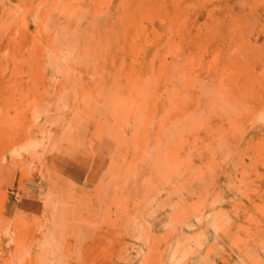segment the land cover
Segmentation results:
<instances>
[{
  "label": "rangeland",
  "instance_id": "374dc122",
  "mask_svg": "<svg viewBox=\"0 0 264 264\" xmlns=\"http://www.w3.org/2000/svg\"><path fill=\"white\" fill-rule=\"evenodd\" d=\"M7 263L264 264V0H0Z\"/></svg>",
  "mask_w": 264,
  "mask_h": 264
},
{
  "label": "bare ground",
  "instance_id": "6f19581e",
  "mask_svg": "<svg viewBox=\"0 0 264 264\" xmlns=\"http://www.w3.org/2000/svg\"><path fill=\"white\" fill-rule=\"evenodd\" d=\"M18 92H19V91H18ZM13 148H14V147H13ZM24 150H25V149H24ZM17 151H18V150H17ZM26 151H27V150H26ZM26 151H25V152H26ZM50 224H51V223H50ZM49 226H50V225H49ZM45 227H46V226H45ZM45 233H46V232H45ZM48 233H49V232H48ZM7 264H8V263H7Z\"/></svg>",
  "mask_w": 264,
  "mask_h": 264
}]
</instances>
